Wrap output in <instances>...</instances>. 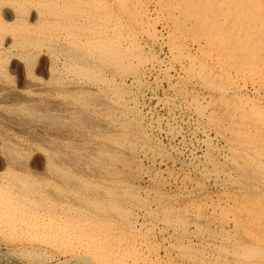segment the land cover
<instances>
[{
	"label": "rangeland",
	"instance_id": "obj_1",
	"mask_svg": "<svg viewBox=\"0 0 264 264\" xmlns=\"http://www.w3.org/2000/svg\"><path fill=\"white\" fill-rule=\"evenodd\" d=\"M191 1L0 0V264H264V0Z\"/></svg>",
	"mask_w": 264,
	"mask_h": 264
},
{
	"label": "bare ground",
	"instance_id": "obj_2",
	"mask_svg": "<svg viewBox=\"0 0 264 264\" xmlns=\"http://www.w3.org/2000/svg\"><path fill=\"white\" fill-rule=\"evenodd\" d=\"M175 1V0H174ZM191 1V0H190ZM197 2H198V0H196ZM195 1V2H196ZM212 1V0H211ZM215 1V0H214ZM235 1V0H234ZM234 1H233V3H234ZM239 1V0H238ZM238 1H235V3H238ZM257 1V0H256ZM260 1V0H259ZM192 2V1H191ZM194 2V1H193ZM219 2V1H218ZM262 2V1H261ZM61 3V2H60ZM64 3V2H63ZM208 3V2H207ZM175 4V3H174ZM188 4V3H187ZM195 4V3H194ZM200 4V3H199ZM212 5L211 6H213V2L211 3ZM228 4H230V3H228ZM252 4V3H251ZM259 4V3H258ZM179 5V4H178ZM192 5V4H191ZM209 5V4H208ZM255 5V4H254ZM257 5V4H256ZM260 5H261V3H260ZM260 5H257V6H260ZM88 6V5H87ZM170 6V5H169ZM172 6V5H171ZM181 6V5H180ZM182 6H184V5H182ZM211 6H210V8H211ZM222 6V5H221ZM239 6V5H238ZM244 6V5H243ZM249 6V5H248ZM252 6V5H251ZM48 7V6H47ZM119 7V6H118ZM176 7V6H175ZM226 7H227V5H226ZM49 8V7H48ZM52 8V7H51ZM54 8V7H53ZM52 8V9H53ZM56 8V7H55ZM90 8V7H89ZM197 8V7H196ZM215 8H218V7H215ZM225 8V7H224ZM228 8V7H227ZM246 8V7H245ZM251 8V7H250ZM258 8H260V7H258ZM7 9H8V7H7ZM179 9V8H178ZM252 9V8H251ZM250 9V10H251ZM255 9H257V8H255ZM3 11H4V9H2ZM46 10V9H45ZM232 10V9H231ZM242 10V9H241ZM249 10V11H250ZM257 10H259V9H257ZM264 10V9H263ZM12 11V10H11ZM42 11V10H41ZM175 11H177V10H175ZM218 11V10H217ZM233 11H234V9H233ZM7 13H8V11H6ZM14 12V11H13ZM27 12V11H26ZM51 12V11H50ZM203 12V11H202ZM214 12V11H213ZM227 12V11H226ZM235 12V11H234ZM253 12H254V9H253ZM17 13V12H16ZM33 13V12H32ZM47 13V12H46ZM206 13V12H205ZM222 13V12H221ZM243 13H244V11H243ZM257 13H259V12H257ZM3 14V13H2ZM117 14V13H116ZM181 14V13H180ZM188 13H186V15H187ZM216 14H218V13H216ZM251 14V13H250ZM211 15V14H210ZM258 15V14H257ZM264 15V14H263ZM12 16V15H11ZM10 16V17H11ZM32 16V15H31ZM236 16V15H235ZM243 16H244V14L243 15H241V17L243 18ZM255 16V15H254ZM189 17V16H188ZM248 17H249V15H248ZM256 17V16H255ZM263 17V16H262ZM4 18H7V17H4ZM178 18H179V16H178ZM208 18V17H207ZM206 18V19H207ZM223 18V17H222ZM239 18V17H238ZM247 18V17H246ZM250 18H251V16H250ZM264 18V17H263ZM109 19V18H108ZM180 19V18H179ZM203 19H205L204 17H203ZM202 19V20H203ZM225 19V18H224ZM259 19H260V17H259ZM213 20H214V17H213ZM212 20V21H213ZM217 20H218V18H217ZM225 21V20H224ZM233 21V20H232ZM235 21V20H234ZM244 21V20H243ZM251 21H253V20H251ZM204 22H205V20H204ZM207 22V21H206ZM216 22V21H215ZM240 22V21H239ZM242 22V21H241ZM248 22V21H247ZM250 22V21H249ZM254 23H255V21H253ZM260 22V21H259ZM21 23V22H20ZM210 23H212L211 21H210ZM245 23V22H244ZM231 24H232V22H231ZM243 24V23H242ZM259 23L257 22V25H258ZM204 25H205V23H204ZM233 25V24H232ZM243 25H245V24H243ZM247 25V24H246ZM261 25V24H260ZM47 26V25H46ZM184 25H182V27H183ZM217 26V25H216ZM238 26H239V24H238ZM250 26V25H249ZM253 26V25H252ZM251 26V27H252ZM255 26V25H254ZM195 27V26H194ZM193 27V28H194ZM197 27V26H196ZM195 27V28H196ZM243 27V26H242ZM257 27V26H256ZM202 28V27H201ZM223 28V27H222ZM237 28H239V27H237ZM236 28V29H237ZM247 28V27H246ZM249 28V27H248ZM263 28V27H262ZM197 29V28H196ZM199 29V28H198ZM197 29V30H198ZM205 29V28H204ZM212 29V28H211ZM216 29V28H215ZM202 30V29H201ZM207 30H208V27H207ZM238 30V29H237ZM243 31H244V29H242ZM211 31V30H210ZM214 31V30H213ZM221 31V30H220ZM239 31V30H238ZM247 31H248V29H247ZM262 31V30H261ZM48 32V31H47ZM135 32V31H134ZM195 32V31H194ZM197 32V31H196ZM229 32H230V30H229ZM251 32V31H250ZM252 32H254V31H252ZM215 33V32H214ZM236 33H237V31H236ZM241 33V32H240ZM98 34V33H97ZM204 34V33H203ZM210 34V33H209ZM234 34V33H233ZM246 34V33H245ZM214 35H216V34H214ZM98 36V35H97ZM203 36H205V35H203ZM207 36H209V35H207ZM217 36V35H216ZM215 36V37H216ZM221 36V35H220ZM8 37V36H7ZM218 37H219V35H218ZM224 37V36H223ZM231 37H233L232 35H231ZM230 37V38H231ZM87 38H89V37H87ZM100 38H101V36H100ZM208 38V37H207ZM222 38V37H221ZM235 38H236V36H235ZM239 38H241V40H242V37H240V35H239ZM79 39V38H78ZM124 39V38H123ZM204 40V39H203ZM213 40V39H212ZM231 40H232V38H231ZM246 40V39H245ZM263 40V39H262ZM90 41H91V39H90ZM238 41V40H237ZM258 41H260V39H258ZM39 42V41H38ZM86 42V41H85ZM197 42V41H196ZM200 42V41H199ZM227 42V41H226ZM262 43V42H261ZM234 44H235V42H234ZM234 44H232V45H234ZM236 44H237V42H236ZM239 44V43H238ZM260 44V43H259ZM35 45V44H34ZM210 46V45H209ZM259 46V45H258ZM10 47V46H9ZM54 47V46H53ZM56 47V46H55ZM254 47V46H253ZM198 48V47H197ZM245 48H247V47H245ZM257 48V47H256ZM260 48V47H259ZM258 48V49H259ZM5 49H6V47H5ZM16 49V48H15ZM19 49V48H18ZM22 49V46H21V48H20V50ZM58 49V48H57ZM217 49V48H216ZM9 50H10V48H9ZM226 50V49H225ZM232 50V49H231ZM1 51V50H0ZM18 51V50H17ZM169 51V50H168ZM236 51V50H235ZM246 51V50H245ZM250 52L251 51H253V49H250L249 50ZM261 51V50H260ZM14 52V51H13ZM19 52V51H18ZM72 52V51H71ZM262 52V51H261ZM248 53V52H247ZM256 53H258V52H256ZM21 54V53H20ZM259 54V53H258ZM5 55V54H4ZM73 55V54H72ZM231 55V54H230ZM234 55V54H233ZM247 55V54H246ZM259 55H262V54H259ZM6 56V55H5ZM93 56V55H92ZM224 56H226V55H224ZM251 56H254V55H252L251 53L249 54V55H247L246 56V58H250L251 59ZM258 56V55H257ZM18 57V56H17ZM54 57V56H53ZM75 57H77V56H75ZM74 57V58H75ZM79 57V56H78ZM78 57H77V60H78ZM83 57V56H82ZM31 58H33V57H31ZM245 58V59H246ZM257 58V57H256ZM14 59V58H13ZM85 59H87L86 57H85ZM228 59V58H227ZM230 59V58H229ZM17 60V59H16ZM20 60V59H19ZM28 60V59H27ZM26 60V61H27ZM74 60V59H73ZM80 60H82V59H80ZM244 60V59H243ZM32 61V60H31ZM91 61H93V60H91ZM253 61V60H252ZM258 61V60H257ZM256 60H255V62H257ZM262 61H263V59H262ZM83 62V61H82ZM90 62V61H89ZM261 62V61H260ZM18 63V62H17ZM237 63H239V62H237ZM259 63V62H258ZM263 63H264V61H263ZM88 64V63H87ZM91 64V63H90ZM235 64V63H234ZM246 64V63H245ZM236 65V64H235ZM252 65H254V64H252ZM256 66L258 65V64H255ZM238 66H241V65H238ZM248 66V65H247ZM255 66V67H256ZM261 66V65H260ZM15 67V66H14ZM243 67V66H242ZM249 67H251V66H249ZM258 67V66H257ZM262 68H264L263 66H261ZM21 68V67H20ZM68 68V67H67ZM88 69V68H87ZM258 69V68H257ZM70 70V69H69ZM252 70V69H251ZM250 70V71H251ZM259 71H261L260 69H258ZM264 70V69H263ZM1 71V70H0ZM20 71V70H19ZM254 72V71H253ZM20 73V72H19ZM264 73V72H263ZM244 74V73H243ZM19 75V74H18ZM199 75V74H198ZM258 75V74H257ZM263 75V74H262ZM255 76V75H254ZM1 77V76H0ZM52 77V76H51ZM258 78H261V77H258ZM2 79V78H1ZM37 79V78H36ZM262 79H264V78H262ZM24 80V79H23ZM44 80V79H43ZM258 80H260V79H258ZM24 81H26V80H24ZM253 81V80H252ZM255 81V80H254ZM72 83V82H71ZM258 83V82H257ZM33 84V83H32ZM38 84V83H37ZM41 84V83H40ZM260 84H262V83H260ZM259 84V85H260ZM4 85V84H3ZM24 85H25V83H24ZM49 85V84H48ZM47 85V86H48ZM51 85V84H50ZM74 85V84H73ZM118 85V84H117ZM27 86V85H26ZM55 86H57V85H55ZM87 86V85H86ZM4 87V86H3ZM37 87V86H36ZM51 87H53V85L51 86ZM67 87V86H66ZM72 87V86H71ZM259 87V86H258ZM23 88V87H22ZM58 88V87H57ZM263 88V87H262ZM26 89V88H25ZM31 89V88H30ZM34 89V88H33ZM32 89V90H33ZM47 89V88H46ZM55 89V88H54ZM138 89V88H137ZM24 90V89H23ZM22 90V91H23ZM52 90V89H51ZM3 91V90H2ZM27 91V90H26ZM52 91H54V90H52ZM260 91V90H259ZM4 92V91H3ZM2 92V93H3ZM5 92H7V91H5ZM11 92V91H10ZM37 92V91H36ZM28 93V92H27ZM4 94V93H3ZM30 94H31V92H30ZM41 94V93H40ZM223 94V93H222ZM1 95V94H0ZM6 95H8V94H6ZM54 95V94H53ZM71 95V94H70ZM19 96H20V94H19ZM31 96V95H30ZM11 97V96H10ZM32 97V96H31ZM30 97V98H31ZM92 97V96H91ZM8 98V97H7ZM14 98V97H13ZM30 98H29V100H30ZM44 98V97H43ZM93 98V97H92ZM28 99V98H27ZM33 98H31V100H32ZM46 99H47V97H46ZM45 99V100H46ZM26 100V99H25ZM28 100V101H29ZM44 100V101H45ZM132 100V99H131ZM37 102H39L38 100H36ZM55 101V102H54ZM56 101L57 100H53L52 102H54V103H56ZM22 102V101H21ZM14 103V102H13ZM18 103V102H17ZM16 103V104H17ZM28 103V102H27ZM34 103V102H33ZM36 103V102H35ZM132 103V102H131ZM5 104V103H4ZM11 104V103H10ZM19 104V103H18ZM42 104V103H41ZM29 105H31V104H29ZM34 105V104H33ZM37 105H40V104H37ZM26 106H28V105H26ZM45 106V105H44ZM105 106V105H104ZM16 107V106H15ZM30 107V106H29ZM35 107V106H34ZM46 107H48V106H46ZM52 107V106H51ZM52 108H55V107H52ZM5 108H2L1 106H0V111L2 110L3 112H5L6 114H7V112L9 113V111L7 110H4ZM34 110H37V109H34L33 107H31V109L29 110V112H31V114H33L32 112H34ZM49 110V109H48ZM1 111V112H2ZM43 111V110H42ZM0 112V113H1ZM55 112V111H54ZM27 113H28V111H27ZM38 117H42L44 114H40V113H38V111H37V113L36 112H34ZM57 113V112H56ZM86 113V112H85ZM11 115H17L18 113H15L14 111H11V113H10ZM9 114V115H10ZM29 115V113L27 114V116ZM55 115H57V114H55ZM108 115V114H107ZM4 116V115H3ZM33 116V115H32ZM13 117V116H12ZM45 117H47V116H45ZM22 119H25V118H23V117H21ZM30 118V117H29ZM54 118V117H53ZM52 118V119H53ZM57 118V117H56ZM19 119V118H18ZM17 119V121H21V120H18ZM28 119V118H27ZM33 119V118H32ZM31 119V120H32ZM2 120H3V118H2ZM7 120V119H6ZM26 120V119H25ZM30 120V119H29ZM48 120V119H47ZM57 120V119H56ZM101 120V119H100ZM33 121H34V119H33ZM49 121V120H48ZM122 121V120H121ZM7 122V121H6ZM36 122V121H35ZM52 122V121H51ZM74 122V121H73ZM90 122H92V121H90ZM97 123V122H96ZM3 124H5V122L3 123ZM10 124V123H9ZM9 124H8V126H9ZM21 124V123H20ZM27 124H30V123H27ZM33 124V123H32ZM48 124V123H47ZM50 125V124H49ZM55 125V124H54ZM1 126V125H0ZM14 126H15V124H14ZM39 126V125H38ZM38 126H36L37 128H38ZM51 126H53V125H51ZM3 127V126H2ZM18 127V126H17ZM17 127H13V128H17ZM48 127V126H47ZM46 127V128H47ZM55 127V126H54ZM57 127V126H56ZM8 128V127H7ZM10 128V127H9ZM12 128V129H13ZM29 128V127H28ZM39 128H40V126H39ZM58 128V127H57ZM30 129V128H29ZM42 129V128H41ZM45 129V128H44ZM6 130V129H5ZM16 130V129H15ZM19 129H17V131H18ZM25 130V129H24ZM36 130V129H35ZM46 130V129H45ZM44 130V131H45ZM1 131V130H0ZM3 131V130H2ZM28 131V130H27ZM50 131H52V130H50ZM15 132V131H14ZM43 132V131H42ZM27 133V132H26ZM91 133V132H90ZM30 134V133H29ZM4 135V134H3ZM26 136H27V134H26ZM32 136V135H31ZM47 137V136H46ZM24 138V137H23ZM29 138H32V137H29ZM2 141V140H1ZM20 141V140H19ZM26 141V140H25ZM13 142V141H12ZM24 142V141H23ZM38 142V141H37ZM45 142V141H44ZM91 142V141H90ZM94 142V141H93ZM39 143H41L42 144V142H39ZM77 143V142H76ZM96 143V142H95ZM70 144V143H69ZM10 145V144H9ZM31 145V144H30ZM61 145V144H60ZM64 145V144H63ZM7 146V145H6ZM12 146V145H11ZM21 146V145H20ZM25 146H27V145H25ZM42 146V145H41ZM78 146V145H77ZM37 147H40V146H37ZM44 147V146H43ZM17 148V147H16ZM13 149H14V147H13ZM22 149V148H21ZM39 149V148H38ZM37 149V150H38ZM41 149V148H40ZM48 150V149H47ZM10 151V150H9ZM6 152V151H5ZM5 152H2V154L3 153H5ZM9 153H11V152H9ZM51 153V152H50ZM245 153V152H244ZM6 154V153H5ZM52 154V153H51ZM60 154V155H59ZM59 156H61L62 154L59 152ZM12 155V154H11ZM23 155V154H22ZM15 156V155H14ZM20 156V155H19ZM120 156V155H119ZM8 157V156H7ZM10 157V156H9ZM23 157V156H22ZM63 157V156H62ZM66 157V156H65ZM125 157V156H124ZM23 158H25V156L23 157ZM49 158V157H48ZM67 158H69V157H67ZM128 157H126V159H127ZM11 161H13L12 159H13V157L11 156ZM54 159V158H53ZM59 159V158H58ZM17 160V159H16ZM4 161V160H3ZM248 161V160H247ZM17 162V161H16ZM23 162V161H22ZM50 162V161H49ZM9 163V162H8ZM13 163V162H12ZM11 163V164H12ZM15 163V162H14ZM26 163V162H25ZM251 163V162H250ZM6 164V163H5ZM55 164V163H54ZM25 165V164H24ZM21 167H22V164H21ZM54 168V167H53ZM56 168V167H55ZM15 169V168H14ZM17 170V169H16ZM22 170V169H21ZM51 171V170H50ZM60 172V171H59ZM52 173V172H51ZM56 173V172H55ZM62 173V172H61ZM68 174V173H67ZM1 175V174H0ZM56 175H57V173H56ZM19 176V175H18ZM64 176V175H63ZM119 176V175H118ZM227 176V175H226ZM5 177V176H4ZM11 177V176H10ZM1 178H2V176H1ZM26 178V177H25ZM37 178V177H36ZM49 178V177H48ZM65 178V177H64ZM15 179V178H14ZM27 179V178H26ZM38 179V178H37ZM37 179H35V181L37 180ZM55 179V178H54ZM8 180V179H7ZM56 180V179H55ZM58 180V179H57ZM10 181V180H9ZM47 181V180H46ZM19 182V181H18ZM51 182V181H50ZM131 182V181H130ZM2 183V182H1ZM52 183V182H51ZM62 183V182H61ZM58 184V183H57ZM60 184V183H59ZM15 189H17V192H19L20 191V194H22L21 193V189H20V186L18 185V184H15ZM49 186V185H48ZM66 186H67V184H66ZM11 187V186H10ZM36 187V186H35ZM38 187V186H37ZM24 188V187H23ZM33 189V188H32ZM50 189H51V187H50ZM70 189V188H69ZM52 190V189H51ZM8 191V190H7ZM66 191V190H65ZM37 192V191H36ZM199 192V191H198ZM28 193V192H27ZM138 193V192H137ZM20 194H18V195H20ZM53 194V193H52ZM59 194V193H58ZM61 194V193H60ZM14 195V193H12L11 194V196L13 197V199L14 200H16V198L18 197L17 195H16V197H14L13 196ZM38 195H40V194H38ZM42 195V194H41ZM82 195V194H81ZM31 196H33V195H31ZM35 196V195H34ZM50 196V195H49ZM48 196V197H49ZM60 196V195H59ZM63 196V195H62ZM47 197V198H48ZM52 197V196H51ZM50 197V198H51ZM4 198H6V197H4ZM42 198V197H41ZM43 198H44V196H43ZM59 198V197H58ZM72 198V197H71ZM19 199H20V197H19ZM22 199V198H21ZM36 199H37V197H36ZM23 200V199H22ZM28 200V199H27ZM33 200V199H32ZM51 200H52V198H51ZM56 200V199H55ZM65 200V199H64ZM26 201V200H25ZM44 201H45V199H44ZM59 201V200H58ZM39 202H41V201H39ZM68 202V201H67ZM243 202V201H242ZM4 203L5 202H3L1 199H0V206H5L4 205ZM45 203V202H44ZM48 203V202H47ZM163 203V202H162ZM37 204H38V202H37ZM36 204V205H37ZM49 204V203H48ZM18 205V204H17ZM27 205V204H26ZM62 206V205H61ZM20 207V206H19ZM40 207V206H39ZM58 207V206H57ZM67 207V206H66ZM80 207V206H79ZM21 208V207H20ZM23 208V207H22ZM38 208V207H37ZM152 208V207H151ZM3 209L5 210V209H7V207H3ZM12 209V208H11ZM32 209H35L36 210V208H32ZM68 209V208H67ZM19 210V209H18ZM42 210V209H41ZM11 211H14V210H10V211H8L9 213L11 212ZM223 211V210H222ZM27 211H25V213H26ZM30 212V211H29ZM39 212V211H38ZM45 212V211H44ZM112 213V212H111ZM39 214V213H38ZM63 214V213H62ZM159 214V213H158ZM21 215V214H20ZM26 215V214H25ZM57 215H58V212H57ZM61 215V214H60ZM22 216V215H21ZM23 216H24V214H23ZM29 216H30V214H29ZM53 216V215H52ZM27 216H25V218H26ZM51 218V217H50ZM58 218V217H57ZM18 219V218H17ZM21 219H23V218H21ZM34 219V218H33ZM33 219L31 218V220L33 221ZM70 219V218H69ZM3 220V219H2ZM10 220V219H9ZM57 220V219H56ZM19 221V220H18ZM22 221V220H21ZM41 221V220H40ZM45 221V220H44ZM59 221V220H58ZM114 221V220H113ZM246 221V220H245ZM12 222V221H11ZM15 222V221H14ZM71 222H72V220H71ZM260 222V221H259ZM1 223V222H0ZM28 223H29V221H28ZM28 223H26V224H28ZM38 223V222H37ZM63 223H67V220L65 219L64 221H63ZM105 223V222H104ZM31 224H32V222H31ZM40 224V223H39ZM14 225V224H13ZM42 225H43V223H42ZM45 225V224H44ZM63 225V224H62ZM94 225V224H93ZM19 226V225H18ZM22 226V225H21ZM30 226V225H29ZM32 226V225H31ZM49 226V225H48ZM60 226V225H59ZM58 226V227H59ZM66 226V225H65ZM91 226V225H90ZM6 227V226H5ZM25 227V226H24ZM41 227V226H40ZM114 227V226H113ZM225 227V226H224ZM26 228V227H25ZM51 228H53V227H51ZM60 228H61V226H60ZM82 228V227H81ZM39 229V228H38ZM39 230H41V229H39ZM48 230V229H47ZM78 230V229H77ZM99 230V229H98ZM19 231V230H18ZM36 231V230H35ZM120 231V230H119ZM178 231V230H177ZM60 232V231H59ZM85 232V231H84ZM109 232V231H108ZM20 233V232H19ZM25 233V232H24ZM40 233V232H39ZM66 233V232H65ZM70 233V232H69ZM72 233V232H71ZM83 233V232H82ZM185 233V232H184ZM51 234V233H50ZM58 234V233H57ZM108 234V233H107ZM120 234V233H119ZM62 236H63V234H61ZM98 235V234H97ZM203 235V234H202ZM19 236V235H18ZM65 236V235H64ZM71 236V235H70ZM78 236V235H77ZM47 237V236H46ZM51 237H53V236H51ZM222 237V236H221ZM225 237V236H224ZM59 238V237H58ZM74 238V237H73ZM46 239V238H45ZM44 239V240H45ZM70 239V238H69ZM246 239V238H245ZM248 239V238H247ZM262 239V238H261ZM43 240V241H44ZM61 240V238L60 239H58V242ZM75 240V239H74ZM82 240V239H81ZM88 239H86L85 241H87ZM243 240V239H242ZM252 240V239H251ZM1 241V240H0ZM53 241V240H52ZM65 241V240H64ZM83 241V240H82ZM89 241V240H88ZM121 241V240H120ZM71 242V241H70ZM69 242V244L68 243H66V244H68V245H70V244H72V242L70 243ZM81 242V241H80ZM84 242V241H83ZM39 243V242H38ZM90 243V242H89ZM25 244V243H24ZM50 244V243H49ZM65 244V243H64ZM132 244V243H131ZM2 244H0V246H1ZM16 245H18V244H16ZM35 245V244H34ZM11 246V245H10ZM25 246V245H24ZM40 246V245H39ZM65 246V245H64ZM67 246V245H66ZM65 246V247H66ZM71 246V245H70ZM131 246V245H130ZM253 246V245H252ZM6 247H8V246H6ZM29 247V246H28ZM62 247V246H61ZM16 248V247H15ZM69 248V247H68ZM116 248V247H115ZM12 249H13V247H12ZM29 249H31V248H29ZM18 250V249H17ZM222 250V249H221ZM22 251V250H21ZM34 251V250H33ZM43 251V250H42ZM113 251V250H112ZM11 252V251H10ZM76 252V251H75ZM82 252V251H81ZM37 253V252H36ZM201 253V252H200ZM28 254H29V252H28ZM39 254H41V253H39ZM21 255V254H20ZM145 255V254H144ZM217 255H219V254H217ZM243 255H245V254H243ZM247 255V254H246ZM18 256V255H17ZM202 256V255H201ZM20 257V256H19ZM28 257V256H27ZM36 257H37V255H36ZM66 257V256H65ZM118 257V256H117ZM185 257V256H184ZM204 257V256H203ZM249 257H251V256H249ZM14 258V257H13ZM71 258V257H70ZM17 259V258H16ZM92 259V258H91ZM194 259V258H193ZM250 259V258H249ZM29 260V259H28ZM31 260V259H30ZM34 259H32V261H33ZM236 260V259H235ZM26 261V260H25ZM108 262V261H107ZM43 263V262H42ZM74 263H76V262H74ZM261 263V262H260ZM70 264V263H69ZM80 264V263H79ZM194 264V263H193ZM214 264V263H213ZM263 264V263H262Z\"/></svg>",
	"mask_w": 264,
	"mask_h": 264
}]
</instances>
